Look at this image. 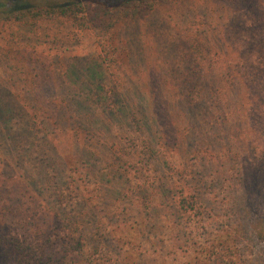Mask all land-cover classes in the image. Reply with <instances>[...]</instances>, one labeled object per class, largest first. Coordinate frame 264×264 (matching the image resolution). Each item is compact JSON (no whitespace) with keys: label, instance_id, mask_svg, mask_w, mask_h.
<instances>
[{"label":"rangeland","instance_id":"374dc122","mask_svg":"<svg viewBox=\"0 0 264 264\" xmlns=\"http://www.w3.org/2000/svg\"><path fill=\"white\" fill-rule=\"evenodd\" d=\"M32 88L45 99L27 102ZM49 118L56 129L43 139L36 126ZM155 123L172 140L168 149L162 139L153 143ZM146 146L160 153L149 158ZM196 181L202 196L194 211L159 216L168 228L158 246L139 249L129 228L118 243L98 212L109 201L152 222L156 187L171 190L175 212V190L190 198ZM105 187L126 201L105 197ZM0 201L22 211L32 229H44L54 212L79 220L88 238L109 246L110 264H264L253 230L264 214V0H163L108 33L70 19L1 24ZM235 201L243 204V232L228 224Z\"/></svg>","mask_w":264,"mask_h":264},{"label":"trees","instance_id":"16d2710c","mask_svg":"<svg viewBox=\"0 0 264 264\" xmlns=\"http://www.w3.org/2000/svg\"><path fill=\"white\" fill-rule=\"evenodd\" d=\"M162 1L67 0L66 2H62L58 0H0V25L14 23L24 27H35V25L42 22L70 19L79 23L82 28L108 33L120 25L139 21L147 13L159 7ZM46 84L43 88L44 90H42L44 92L48 91L47 88L50 87ZM42 91H38L35 88L29 89L25 100L27 102L28 100L30 102L35 100L39 103V101L45 99L46 93ZM38 109H43V107H38ZM80 109L82 110L83 108ZM167 112L170 118L169 111L167 110ZM157 118L163 125L165 123L163 119L166 118V113L165 117L162 115V117ZM46 120H48V117ZM49 120L51 122L38 123V126H36L37 132L39 131L44 134L42 136L43 139L51 135L53 129H56L54 125L57 123V120L51 118ZM137 124L139 126V123ZM155 125L156 130L158 129L157 132H152L155 130L152 126L149 128L145 125L152 132L153 143L158 144L159 140L162 139L165 141L162 143V146L168 149L173 144L172 140L168 135H165V131L161 136L163 126H160L158 123H155ZM80 128L77 129L80 130ZM86 128L89 127L82 129L86 131ZM87 130V133L91 132L97 135L100 129L90 126ZM81 132L85 133L82 130ZM77 151V149L75 151L73 149L71 152L73 158L79 160L76 156ZM111 153L115 157L112 155L110 157H114V160H116L115 162L113 160V166L117 170H122V165L120 164L121 159L119 157L116 159L117 152L111 151ZM154 153L158 155L160 150L153 151L148 146L143 149V154L149 156V158ZM65 167L73 175L79 172L75 163L66 162ZM179 171L170 169V173L178 177L176 182H182L184 184L187 182L186 176L183 172ZM196 182L198 184L197 189H194L190 198L186 196V189L175 190V193L180 198L178 201V209L175 208V212L171 211L166 201V192H170L171 190L164 184L156 187L158 193L154 197L158 199V202L155 207V219L152 222H148L145 218L142 219L139 214L136 217L132 213L135 207L116 209L117 207L113 206V203L109 201H106L104 207L98 212L104 215L105 218H108V222L112 226L111 228L105 224L107 230L110 228L108 234L113 235V240L118 241V243L123 244L124 241L123 237L118 236V232L123 228H129V230H133L138 234L137 247L139 249L143 247L145 242L151 246H158L162 244V237L166 234V229L168 228L166 223L160 221L159 216H166V213L171 212L173 216L182 218L184 215L182 211H194L196 209L195 204L198 200H201L202 196V190L199 187L200 183L198 181ZM105 194V197L112 199L121 197L123 202L126 201L127 195L122 191L115 193V190L110 191L106 189ZM192 201L195 203H192ZM237 202H233L228 208V224H234L237 229L239 228L242 231L244 223L241 220V211L244 212V209L242 202ZM119 207H122V205ZM141 207L143 205H138V209ZM47 216L52 220L51 223L47 224L44 229H32L30 228V223L25 221L22 211H19L15 205H7L0 201V264H110V255L112 252L109 246L103 242H95L93 239L88 238L84 234L82 224L79 223V220L67 216L64 212H54L51 215L47 214ZM179 223L180 220H173L174 225H178ZM107 230L102 229L104 234ZM253 230L255 237L264 243V214L258 220L257 225L253 227ZM96 239L105 238L102 235H98ZM105 240H109V238L106 237ZM176 242L177 244L184 243L180 234H177ZM108 252L109 255H107ZM187 264H193V262L190 261Z\"/></svg>","mask_w":264,"mask_h":264}]
</instances>
